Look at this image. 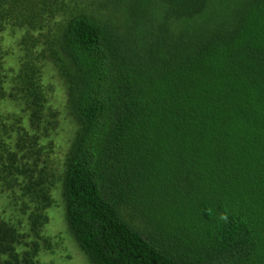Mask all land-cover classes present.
Masks as SVG:
<instances>
[{"label":"trees","instance_id":"16d2710c","mask_svg":"<svg viewBox=\"0 0 264 264\" xmlns=\"http://www.w3.org/2000/svg\"><path fill=\"white\" fill-rule=\"evenodd\" d=\"M58 188L90 264H264V0H0V264Z\"/></svg>","mask_w":264,"mask_h":264},{"label":"rangeland","instance_id":"374dc122","mask_svg":"<svg viewBox=\"0 0 264 264\" xmlns=\"http://www.w3.org/2000/svg\"><path fill=\"white\" fill-rule=\"evenodd\" d=\"M44 78L45 81H48V79L52 80L55 86L54 96H51L52 102L50 105L56 106L55 108L59 109L60 114L64 115L62 112L64 105L63 89L57 76L53 72L46 71ZM3 106H6V104L2 103L1 107ZM60 114L58 115V128L52 131V133H56V137L54 138L53 149L51 148L49 154L51 160H55V158L60 160L62 158L68 141V130L72 127L66 116L62 114L60 116ZM55 185L58 187V183H55ZM53 197L56 199L54 202L56 204L46 209L49 221L42 228V233L50 237L51 246L49 249L42 247L38 259L42 264H90L67 229L64 218L63 199L59 188L53 192ZM11 208L16 210L13 206ZM3 210H5L6 216L14 215L15 218L16 214L12 213L8 207L6 197L0 195V212Z\"/></svg>","mask_w":264,"mask_h":264}]
</instances>
